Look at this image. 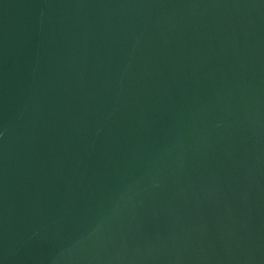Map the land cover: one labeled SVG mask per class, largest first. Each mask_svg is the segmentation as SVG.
Returning <instances> with one entry per match:
<instances>
[{"label": "water", "instance_id": "obj_1", "mask_svg": "<svg viewBox=\"0 0 264 264\" xmlns=\"http://www.w3.org/2000/svg\"><path fill=\"white\" fill-rule=\"evenodd\" d=\"M0 264H264V0H0Z\"/></svg>", "mask_w": 264, "mask_h": 264}]
</instances>
